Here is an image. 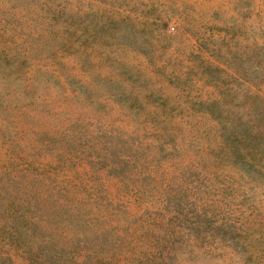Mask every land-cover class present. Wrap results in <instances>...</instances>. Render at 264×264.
<instances>
[{"label": "rangeland", "instance_id": "rangeland-1", "mask_svg": "<svg viewBox=\"0 0 264 264\" xmlns=\"http://www.w3.org/2000/svg\"><path fill=\"white\" fill-rule=\"evenodd\" d=\"M251 122L264 0H0V264H264Z\"/></svg>", "mask_w": 264, "mask_h": 264}, {"label": "trees", "instance_id": "trees-1", "mask_svg": "<svg viewBox=\"0 0 264 264\" xmlns=\"http://www.w3.org/2000/svg\"><path fill=\"white\" fill-rule=\"evenodd\" d=\"M213 113V112H211ZM245 121L247 124L248 122L250 123V121L247 120H243L240 118V120H238L237 122L239 121ZM245 124V125H247ZM252 124L253 122H251L250 124V127L248 130H245V127H242V129L239 127H232L230 126L229 127V135L226 136L227 138L233 136V138L230 140V144L232 145H237V148H238V145H241V147L238 149V153H240L239 155H242V152H251V153H254L252 156H251V159H254L255 160V154H259L260 151H262V153H264V147H261L260 146V138L261 136L264 135V131L262 130V128H256V126H254V128H252ZM239 144H238V143ZM244 147V148H243ZM243 148V150H241ZM259 166L263 167L264 165H262L261 161L259 162H256ZM249 165H255V163L253 161H250L249 162Z\"/></svg>", "mask_w": 264, "mask_h": 264}]
</instances>
